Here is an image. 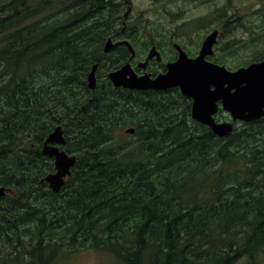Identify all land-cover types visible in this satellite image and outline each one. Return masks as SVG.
<instances>
[{"label": "trees", "instance_id": "1", "mask_svg": "<svg viewBox=\"0 0 264 264\" xmlns=\"http://www.w3.org/2000/svg\"><path fill=\"white\" fill-rule=\"evenodd\" d=\"M120 2L0 1V185L8 189L0 197V264H64L85 251L117 264H258L264 115L218 137L191 118V100L178 87H114L107 73L144 58L150 46L131 35L136 21L124 26ZM170 4L152 0L160 15ZM253 12L255 29L234 13L250 37L210 60L236 69L264 58V8ZM140 22L149 38L148 18ZM128 37L131 60L118 43ZM108 38L116 44L104 53ZM56 125L61 148L76 156L58 193L43 181L54 164L42 153ZM126 126L134 132L119 134Z\"/></svg>", "mask_w": 264, "mask_h": 264}, {"label": "water", "instance_id": "2", "mask_svg": "<svg viewBox=\"0 0 264 264\" xmlns=\"http://www.w3.org/2000/svg\"><path fill=\"white\" fill-rule=\"evenodd\" d=\"M218 32L213 30L203 39L198 54L189 57L179 44H174L178 54L175 60L165 64L166 70L151 76L145 69L151 58L160 61L161 56L155 46H151L144 60L137 63L143 70L138 74L128 61L120 67L108 72L107 76L114 87L136 90H167L178 87L180 93L191 100V118L207 127L218 137L228 135L234 129L235 122H248L264 115V58L251 62L235 70H228L207 59L214 52L213 45L217 41ZM118 43L126 45L134 57V50L127 40ZM115 45L108 38L102 47L104 53L110 52ZM96 69L94 64L87 75V86H96ZM221 109L228 113L227 120H217V112ZM125 133L134 132L133 127L125 128ZM65 137L61 125H56L42 143V153L53 158L54 171L43 178L49 188L58 193L70 175L76 162V156L67 153L62 146ZM0 185V197L7 192Z\"/></svg>", "mask_w": 264, "mask_h": 264}, {"label": "rangeland", "instance_id": "3", "mask_svg": "<svg viewBox=\"0 0 264 264\" xmlns=\"http://www.w3.org/2000/svg\"><path fill=\"white\" fill-rule=\"evenodd\" d=\"M3 1V0H0ZM133 11L131 16H135L138 12H142V15L145 18H148L150 26L147 27V30L150 32L151 36L156 39L158 35H172L177 34V36H182L183 39H180L181 44L184 45L189 52H194L197 48L198 43L200 44L203 36L209 32L211 29L217 26L218 17L215 15V9L217 7L224 8L225 11H236L240 17L243 19L245 25L253 26L255 29L256 24H258L260 12H253L259 8H264V0H174L173 4H170L169 11L164 13H169L170 15L160 17L161 13L155 8H152V0H132ZM154 6V5H153ZM128 8L125 7L124 11H127ZM159 18L160 22L163 21V25L160 26V23H156V19ZM199 19L203 20L205 23L204 26H201L200 23L196 24V27L193 29L184 28L186 24L183 22ZM238 19V18H237ZM177 27V28H176ZM167 30V32H166ZM237 36L240 38L247 39L250 37L249 34H246L247 30L244 27L237 28ZM234 29L229 31H224V36L222 41H224V53H226V39L225 35H232ZM114 41V39H113ZM159 41L161 46L164 47L165 55L168 56L171 54L172 44L171 42ZM185 41V42H182ZM178 43V42H177ZM144 49L143 45H140ZM148 52V50H147ZM196 52V51H195ZM214 55H219L214 49ZM251 50L243 51V56L250 55ZM162 56V54H161ZM162 62H166L164 59ZM231 63V62H230ZM130 127L126 126L119 131V134H128L125 133V128ZM64 264H117L109 255L105 256L101 253L95 251H85L83 253L77 254L74 258L69 260ZM239 264H244L242 260ZM258 264H264V254L259 257Z\"/></svg>", "mask_w": 264, "mask_h": 264}, {"label": "flooded vegetation", "instance_id": "4", "mask_svg": "<svg viewBox=\"0 0 264 264\" xmlns=\"http://www.w3.org/2000/svg\"><path fill=\"white\" fill-rule=\"evenodd\" d=\"M173 2H174V0H171V4H173ZM120 6H121V8L124 10L125 9V7L126 8H128L127 9V11H124V13H123V16H124V26H126V22L127 21H136L137 23H136V25L134 26V28L132 29V31H130V32H132L131 33V35H133V36H135L136 37V40H137V42L138 43H140V42H144V41H147L148 43H150V47L151 46H155L156 47V49L159 51V53H160V56H161V54H162V56H161V60L160 61H156L155 60V58L153 57V58H151L150 60H149V62H148V64H147V66H146V71L148 72V73H150L151 74V76L152 77H154L155 75H157V74H159V73H162V72H164L165 70H166V67H165V64H166V62H169L168 60L164 63V62H162L164 59H166L167 57H171L172 55H173V53L175 54V58H176V56H177V54H178V51H177V49L174 47V44H179L180 45V47L183 49V51L187 54V56H189V57H194L196 54H195V51H197L198 52V50L200 49V47H201V43H202V41H203V39L205 38V36L207 35V34H209V32H211V31H213V30H217V32H218V36H217V41L215 42V44L213 45V50L215 49L216 50V52L218 53V54H221V55H224V41H222L221 39H222V37L224 36V31H229V30H231V29H234V32H233V34L232 35H225V39H226V43H229V42H231V41H236L237 42V39L239 38L238 36H237V28L239 27V25L237 24V22H236V20H237V17L235 18L234 17V13H235V11H229L228 10V12L227 13H221V14H219V15H217V17H218V22H217V26L215 27V28H213V29H211L209 32H207L204 36H203V38H202V40H201V42H200V44L198 43V45H197V48L198 49H196L194 52H189L188 51V49L184 46V45H182L181 44V40L180 39H183V37L182 36H177V34L175 35V34H172V35H169V36H166V35H163V34H161V35H158L157 36V38L156 39H154L152 36H151V34H150V32H149V34H150V37L149 38H147L146 36H145V33L143 32V33H140V28L142 27V25L143 24H141V22L140 21H142V18H143V15H142V12H138V14L137 15H135V16H131V12L133 11V5H132V0H122V2H120ZM159 7H161V6H159ZM222 9H224L225 10V7L224 8H222ZM166 15H170L169 13H164V14H162L160 17H162V16H166ZM216 15V14H215ZM225 15L227 16V18H229L228 20H226L225 19ZM129 23V22H128ZM127 23V24H128ZM184 24H186L185 26H184V28H189V29H193L194 27H196V24L197 23H200L201 24V26H204L203 24L205 23L203 20H199V19H191V20H188V21H185V22H183ZM177 28V27H176ZM145 37V39H144V37ZM119 40H127L129 43H130V37H128V38H122V39H119ZM157 40H160V41H167V42H171V44H172V48H171V54L170 55H168V56H166L165 55V50H164V47L163 46H161V43H159V41H157ZM115 41V40H114ZM178 42V43H177ZM182 42H185V41H182ZM131 44V43H130ZM156 44H158L159 46H157ZM213 54H215L214 52H213ZM146 56V55H145ZM135 59V58H134ZM144 59V58H143ZM174 60V59H173ZM210 60V59H209ZM139 60H136L134 63L133 62H131V65H132V68L138 73V74H141L142 73V71H140V70H138L137 68H135V66H136V63L138 62ZM172 61V60H171ZM162 64H164V68H161V66L160 65H162ZM218 64H220V63H218ZM220 65H223V66H225L228 70H233V69H231V68H229V67H227L226 65H224V64H220ZM154 67H157L158 68V72L156 73V74H153L152 75V69L151 68H154ZM220 120H224V119H221L220 118Z\"/></svg>", "mask_w": 264, "mask_h": 264}, {"label": "bare ground", "instance_id": "5", "mask_svg": "<svg viewBox=\"0 0 264 264\" xmlns=\"http://www.w3.org/2000/svg\"><path fill=\"white\" fill-rule=\"evenodd\" d=\"M58 126V125H57ZM62 127V126H61ZM63 129V128H62ZM63 134H64V131H63Z\"/></svg>", "mask_w": 264, "mask_h": 264}]
</instances>
